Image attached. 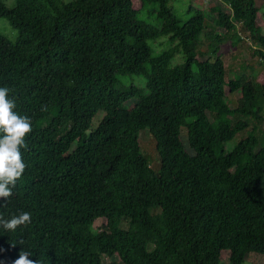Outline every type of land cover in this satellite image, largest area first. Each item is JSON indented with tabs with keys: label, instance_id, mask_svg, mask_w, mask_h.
Masks as SVG:
<instances>
[{
	"label": "trees",
	"instance_id": "16d2710c",
	"mask_svg": "<svg viewBox=\"0 0 264 264\" xmlns=\"http://www.w3.org/2000/svg\"><path fill=\"white\" fill-rule=\"evenodd\" d=\"M12 1L0 2L18 33L14 43L0 34V87L32 131L0 214L29 212L31 222L0 225V264L21 251L37 264L264 259V128L226 148L249 129L236 116L264 126V0H204L185 21L170 7L182 0ZM147 4L159 25L138 19ZM242 35L259 65L226 80L221 46ZM158 40L166 47L153 56Z\"/></svg>",
	"mask_w": 264,
	"mask_h": 264
},
{
	"label": "rangeland",
	"instance_id": "374dc122",
	"mask_svg": "<svg viewBox=\"0 0 264 264\" xmlns=\"http://www.w3.org/2000/svg\"><path fill=\"white\" fill-rule=\"evenodd\" d=\"M62 1L66 2L68 0H62ZM0 2L3 3L8 8H12L13 4H14L12 0H0ZM193 2L197 5H195ZM191 5L196 9L206 7V3L204 2V0H191V1L190 0H182V1H175V2L170 3V7L173 9L175 15L179 19H181L182 21H185L189 18L190 15L188 14V9ZM197 6L200 8H198ZM153 7L154 6L147 4L145 6L144 10L139 14L138 19L143 20V21H145L151 25H159L160 21L156 18V15L153 14V12H152ZM260 9L264 13V6L261 7ZM205 12H206V19L208 22V24L207 23L206 24L208 25V28H210V29L215 28L214 22L212 20L213 16L209 12H207V11H205ZM261 21L264 22V18H261ZM0 34L2 36H4L6 39H8V41L11 43H14L17 39V36H18L17 31L15 29H13L6 20L1 19V18H0ZM242 36H244V35H242ZM243 38H244V40L241 41V43L238 44V46L233 47L231 40H229V38L226 37L225 38L226 43L221 46L220 53L222 54V59L225 63V67H226V73H227L226 80L233 79L236 75L244 74V73L248 72L250 67H252V69L255 70L257 68V66L259 65V59L257 57L253 58L252 63H250L249 61L247 62L246 58L251 56V54H252L251 52H252V49L254 48V46L250 43V41H248L247 38H245V36ZM162 40H158L156 42L153 41V42L149 43V45L152 49V55L153 56L160 53L163 50L162 49L163 47H166V44ZM244 67H246V68H244ZM122 82L126 86H128L130 84H134V85L142 87V88L144 87V83H145L144 78H142V77H127V78H123ZM259 104H260L261 108L263 109L262 114L264 117V99L260 100ZM235 118L236 119L240 118V119L247 121L249 124V129H248V131H244V132L237 134L235 136V138L233 139V141L226 146V148L228 150H231L237 141L246 137L249 134L248 132L251 130V128L258 127V126H259V128L260 127L264 128L262 121L253 120L251 118H246L243 116L242 117L236 116ZM182 133L184 135L185 131L183 130ZM259 136H261V135H259ZM140 141H141L142 152L144 153V155L147 156L152 169H154V171H157V169L159 167V165H158L159 164V158H158L157 154L155 153V151L152 147L151 140L149 139V135L147 134L146 131L140 135ZM262 142H264V139H262ZM260 189L262 190V192L264 194V177L260 183ZM99 225H100V222H97L95 224V228L98 227ZM222 259L224 260V261H222V264H229L226 253L222 254ZM243 264H264V259L257 256L256 254H248L246 256Z\"/></svg>",
	"mask_w": 264,
	"mask_h": 264
},
{
	"label": "clouds",
	"instance_id": "9594fccd",
	"mask_svg": "<svg viewBox=\"0 0 264 264\" xmlns=\"http://www.w3.org/2000/svg\"><path fill=\"white\" fill-rule=\"evenodd\" d=\"M9 91L7 87H0V202L13 195L16 181L25 171L21 149L27 147L25 137L32 131L30 118L14 111L15 100L9 99ZM3 217L12 218L4 220ZM30 222L29 212H22L19 216L0 214V225L7 230H15ZM31 256L30 252L21 251L13 264H37L36 260L30 259Z\"/></svg>",
	"mask_w": 264,
	"mask_h": 264
}]
</instances>
